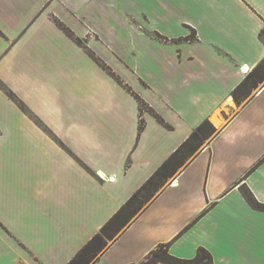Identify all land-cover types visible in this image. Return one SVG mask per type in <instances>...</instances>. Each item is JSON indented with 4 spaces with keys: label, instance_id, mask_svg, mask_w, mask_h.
Instances as JSON below:
<instances>
[{
    "label": "crops",
    "instance_id": "1",
    "mask_svg": "<svg viewBox=\"0 0 264 264\" xmlns=\"http://www.w3.org/2000/svg\"><path fill=\"white\" fill-rule=\"evenodd\" d=\"M263 33L264 0H0V264L70 263L205 121L92 264H264Z\"/></svg>",
    "mask_w": 264,
    "mask_h": 264
},
{
    "label": "trees",
    "instance_id": "2",
    "mask_svg": "<svg viewBox=\"0 0 264 264\" xmlns=\"http://www.w3.org/2000/svg\"><path fill=\"white\" fill-rule=\"evenodd\" d=\"M260 67L261 65L258 66L257 70ZM239 90L237 89L235 92ZM137 100L140 110L143 111L144 104L140 99L137 98ZM139 128H142V121ZM213 132V128L207 121L202 123L68 264H92L107 246V242L113 240L115 235L128 224L131 218L152 200L170 175L182 165L184 159L191 156ZM243 194L252 208L264 212V205L258 204L245 188H243ZM158 263L212 264V259L210 254L203 248L198 249L193 259L182 260L174 258L169 255L167 245H159L140 264Z\"/></svg>",
    "mask_w": 264,
    "mask_h": 264
},
{
    "label": "rangeland",
    "instance_id": "3",
    "mask_svg": "<svg viewBox=\"0 0 264 264\" xmlns=\"http://www.w3.org/2000/svg\"><path fill=\"white\" fill-rule=\"evenodd\" d=\"M262 39L264 40V33H263V35H262ZM257 77L255 78L256 80H260L261 78H263L264 77V62L261 64V67L257 70ZM251 82V81H250ZM249 82V84L251 85V83ZM244 94H246V92H244V91H242V92H239L238 93V95L240 96V97H242V95H244ZM209 138V137H208ZM204 142H206V141H203V143ZM202 143V144H203ZM185 160H187V158L186 159H184V162H185ZM168 182V181H167ZM118 234V233H117ZM116 236V235H115ZM108 242H110V241H108Z\"/></svg>",
    "mask_w": 264,
    "mask_h": 264
},
{
    "label": "snow or ice",
    "instance_id": "4",
    "mask_svg": "<svg viewBox=\"0 0 264 264\" xmlns=\"http://www.w3.org/2000/svg\"><path fill=\"white\" fill-rule=\"evenodd\" d=\"M262 43H264V41H262ZM188 259H191V257H188Z\"/></svg>",
    "mask_w": 264,
    "mask_h": 264
}]
</instances>
